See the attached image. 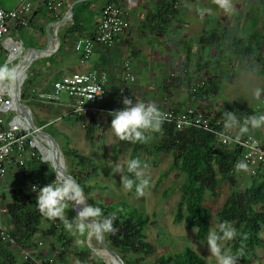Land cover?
Masks as SVG:
<instances>
[{"label":"trees","instance_id":"trees-1","mask_svg":"<svg viewBox=\"0 0 264 264\" xmlns=\"http://www.w3.org/2000/svg\"><path fill=\"white\" fill-rule=\"evenodd\" d=\"M76 1L78 0H72V3ZM116 2L117 0H107V3ZM93 3L94 1L82 2L76 5L73 22L65 29V37L72 38L83 33L85 23L82 13ZM65 43V40L62 41V46L58 52L62 50ZM233 48L234 45H229L225 47V50ZM242 50L244 51L243 56L251 57L249 47L244 46ZM260 73L264 75V71ZM221 80L222 78L211 79L205 85L196 88L193 93L190 91V79L186 80L184 83L188 88L190 106H193L194 102L192 101L194 98L215 96L220 90L219 82ZM28 83L33 84L31 81ZM22 98L24 100L25 92L22 93ZM225 112L230 111L221 113L224 119ZM232 113L236 115L238 120H242L250 115H258L260 110L244 108ZM75 118L85 125L86 139L91 144L95 143L97 132L100 129L99 117ZM50 135L54 137L53 134L50 133ZM150 135L152 136L151 140L145 143L133 144L129 158H139L141 150L156 157L161 154H168L173 157L172 168L178 169L183 178L175 223L186 224L189 229L195 232L197 241H203L208 227L211 226V211L206 205L208 195L218 198L222 182L231 183V192L227 196L226 202L221 206L217 214V220L218 222L228 221L236 228L237 236L228 242L227 248L233 253L242 248L244 250L243 255L238 259V262L246 264L262 242L264 170L256 177H251L250 185L241 190L236 182L238 170L234 166L243 159L242 149L232 144L220 145L215 133L198 128L178 131L173 125H162L160 132ZM120 142L124 143L125 141ZM64 155L71 164V171L69 167L68 173L76 179L88 203L100 207L104 215H115L113 226L116 231L114 234L104 235V242L118 253L125 264H144V258L154 256L157 253V248L150 243L146 235L149 216L127 203L90 197L91 191L99 187L97 183L88 182L91 175L98 171L94 161L80 155L72 148H69ZM14 175L20 176L25 185L36 183L40 187L47 185L50 178L55 177L53 168L37 157L28 161L27 165ZM5 194L2 195V202L6 209L3 222L6 233L15 240L18 247L31 250L34 252V256L39 257V255H47V251L45 252L39 247V240L44 241L57 237L59 244L65 241L66 236L63 233L58 234L56 232L57 227H62L61 221H57V226L53 224L49 228L44 227L46 218L36 210L35 193L25 187L10 185L9 193L6 192ZM64 246H66V243ZM54 247L52 244L48 253L54 254ZM75 255L81 262L87 261L85 260L87 257L94 259L88 253L76 252ZM21 258L18 248L4 241L0 236V264H34ZM57 258H59L58 254ZM151 264L211 263L194 249L186 247L179 253L163 254Z\"/></svg>","mask_w":264,"mask_h":264},{"label":"crops","instance_id":"crops-1","mask_svg":"<svg viewBox=\"0 0 264 264\" xmlns=\"http://www.w3.org/2000/svg\"><path fill=\"white\" fill-rule=\"evenodd\" d=\"M21 1L0 0V4L6 11H12ZM80 1V3L94 1L85 10L89 11L83 13L84 17L88 15V19L84 18L82 34L91 35L97 30L100 12L107 4V0ZM211 1L213 3V0ZM205 2L207 7L203 6ZM209 2L210 0H117L116 4L123 7L130 22L129 31L113 48L97 47L92 57L85 63H81L80 55L74 52L69 43L73 38L65 37V29L70 23L62 25L60 29L58 28L60 30L58 34L60 33L61 36V46L62 41L65 40L66 43L63 44L60 52L58 50V53L43 56L36 61L41 63V70L38 81L34 82L33 86L45 88L62 75L98 70L109 75L107 86L109 98L104 105L105 109L119 110L122 107V97H129L145 103H155L162 111H183L191 104L188 100V88L184 83L186 80L190 79L192 93L194 88L196 90L215 78H222L219 82L221 88L224 78H231L234 71H237L235 67L229 65L233 59L251 63L260 62L264 65V0H238L232 12L227 14L210 5ZM64 4L65 8L69 9L73 3L72 0H65ZM42 10H38L41 14H38L32 26L26 29L27 33L44 36L38 30L43 28L44 33L45 25L50 22L45 21ZM201 12L203 14H200ZM47 27L48 25L46 30ZM47 36V39L40 41L45 44L44 46L47 45L49 34ZM177 45H180V50L176 48ZM229 45H234L232 51L225 50ZM244 46L251 49V57L243 56ZM185 49H188V53L181 55ZM30 50L34 52L37 49ZM180 55L185 56L187 62L192 63L199 60L200 56L204 59L193 66L192 71L184 74L174 65L176 62H173L177 57H181ZM126 62L130 64L131 72L135 77L133 83L124 80L123 66ZM239 70L248 69L243 67ZM258 70L260 71L261 68ZM250 71L252 76H257L255 71ZM183 91L187 96L180 99L179 93L183 94ZM215 97L194 98L193 106L200 107L206 112H217L218 108L214 105ZM261 100L263 101L264 98ZM99 119L101 123L103 120H110L111 117L101 114ZM257 135L255 133L259 138ZM247 136L250 135L243 134L241 138ZM45 221L48 223L45 224L46 228L53 225L47 219ZM61 223L62 227H57L56 232L66 236L67 232L62 221ZM54 225L57 226V221H54ZM56 238H53L55 239L53 251L58 254V260L62 264H90L87 258L85 259L87 261L80 262L75 254L81 249L78 251L79 247L78 249L72 247V243L68 242L69 237H65V241L60 244Z\"/></svg>","mask_w":264,"mask_h":264},{"label":"rangeland","instance_id":"rangeland-1","mask_svg":"<svg viewBox=\"0 0 264 264\" xmlns=\"http://www.w3.org/2000/svg\"><path fill=\"white\" fill-rule=\"evenodd\" d=\"M237 2L238 0H231L233 7L235 4H237ZM209 4L216 6L211 0ZM206 5V2L203 3L204 7H207ZM84 12L86 11H83V13ZM85 17L88 19V15ZM85 17L83 15V18ZM49 24L45 25L44 33L42 32L43 28L38 30V32L44 35L42 37H40V35L37 33L30 34L25 32V34H23V39L26 44V51L30 49L38 50V48L43 49L45 47V44L40 43V41L47 39L48 34L46 26ZM59 29L58 32L60 31ZM184 32L185 31H182V33ZM179 33H181V30ZM176 48L180 50V45H177ZM187 50L188 49H185L181 55L184 53L187 54ZM6 57L7 55L4 54L0 58V62H5ZM177 59V61H173L176 62L174 65L179 69L180 72H184L185 74L188 71H192L193 66H196L200 60L204 59V57L200 56V59L193 61V63L187 62L185 56L177 57ZM229 65L231 67H235L237 71H234V74L231 78H224L225 80L222 87L220 88V91L215 95L216 97L214 99V105L218 108V111L216 110L217 112L215 113L222 116L221 113L224 111L234 112L244 108L257 109L259 106L263 107V101L261 99L264 98V93H262L264 87V75H262L260 72L264 71V65L260 62L251 63L248 61H240L235 59H233ZM241 66L248 70H239L240 68H243ZM259 68H261L260 71L258 70ZM39 70H41V63L35 62L29 72V77L32 83L38 81ZM250 70L255 71L257 76H252L250 74ZM257 89L260 90V94L258 96L254 95V92ZM185 95L186 93L183 91V94L179 93V98H184ZM62 99L66 101L68 96L63 94ZM29 107L32 111L34 124L37 127L44 125L42 127H45L44 131L54 135V139L58 143L63 153L67 152L69 148H72L80 155L86 156L94 161L98 171L97 173H93L91 175L90 179H88V182L92 184L97 183L99 187L91 191L89 194L90 197L95 199L106 198L120 203H127L138 210L145 212L149 216L146 235L148 236L150 243L156 246L157 253L154 256L144 258V264H151L163 254L179 253L186 247L194 249L204 259L209 261L211 264H215V260L209 255L206 246L202 245V241L199 242L196 240L195 232L189 229L184 223H175V216L177 214L178 204L181 196L180 187L183 182V178L181 177L180 171L178 169L172 168L174 159L171 155L161 154L156 157L155 155H148V153L144 150L140 151L139 158L142 164L147 165V168L144 169V173L150 179V186L145 190L143 196L137 197L134 192L126 191L122 188V186H120V176L118 174L111 173L110 167H112L113 162H120L123 164L127 159H129L130 152L133 149V143H122L114 138V136L108 130L110 120H103L101 123L99 122L100 129L96 135V142L91 144L86 139L85 125L81 122H78L76 118H64V109L55 107L48 109L45 106L38 105H29ZM261 114H264V110L260 111L258 115ZM255 133L256 135L258 134L257 136L259 138L255 136ZM245 134H249L252 137L254 135L255 138L264 141V128H250L249 132ZM232 135L235 139L237 137L241 138L243 136L239 134L238 130H233ZM38 146L42 155L39 152H36V157L39 158V160H41L43 163H46L52 167L53 161L47 150L39 143ZM63 164L66 165L67 172L69 167V170L71 171V164L68 160L63 162ZM54 180L55 177L50 178L48 184L52 183ZM251 181L252 178L247 171H237L236 182L241 190H244L246 187H248ZM6 182H8V184L2 195L6 192L9 193L10 185L14 187H28H26V185L22 182L20 176H15L12 172L10 173ZM38 186L40 185L38 184ZM231 186L232 185L229 182H222L219 188L220 196L218 198L208 195L206 205L211 211V226H214L218 223L217 214L221 206L226 202L227 196L231 192ZM262 212L264 213V206ZM66 213L68 214L69 219L75 215V211L71 209L70 204L66 207ZM47 221L49 222L50 220L47 219ZM45 224L48 225V223L44 221V227L46 228ZM66 237H69L68 242L72 243V247L77 249L79 247L78 251L81 249L83 253H88L94 257V259L87 257L88 261H90V264H106L102 256L96 252L102 248L94 237L90 238L85 245L80 246L75 245L74 238L68 233ZM261 240L262 242L260 247L256 249V252L251 256L246 264L264 263V225H262ZM228 242L229 241L225 242L223 245L224 249L226 250H228ZM21 259L23 260V258ZM108 264L110 263L108 262ZM237 264L240 263L237 261Z\"/></svg>","mask_w":264,"mask_h":264},{"label":"built area","instance_id":"built-area-1","mask_svg":"<svg viewBox=\"0 0 264 264\" xmlns=\"http://www.w3.org/2000/svg\"><path fill=\"white\" fill-rule=\"evenodd\" d=\"M64 3L65 0H22L18 7L12 11H6L0 4V58L6 54L5 62L15 68L19 62L30 58L35 51H26V44L22 38L26 29L32 26L39 16L38 14H41L40 11L43 7L45 21L50 22L47 30L52 34L54 27L51 24L70 15L71 7L66 9ZM38 10L40 11L38 12ZM129 29L130 22L123 7L116 3H107L100 12L96 32L91 35L82 34L72 37L73 39L69 43L74 52L80 55L81 63H85L92 57L97 47L113 48ZM37 60L23 66L20 65V97L22 103L28 108V117L33 123L29 105L47 108L63 107L64 118L99 117L101 114L108 115L109 112L116 111L104 107L109 98L107 90L109 75L106 72L94 70L88 73H68L60 76L45 88H36L33 86L34 83L30 85L28 82L31 81L30 69ZM123 77L125 82H135L128 62L123 66ZM15 85V81L10 84L0 82V236L4 241L18 248L22 258L26 261H31L34 264H62L55 252H53L54 254L48 253L50 246L55 243V239L39 240V247L45 252L47 251V255L37 257L34 256L33 251L18 247L15 240L6 233V227L3 224V215L6 209L2 202V193L9 182L6 180L11 172L16 174L27 165L28 161L35 158L36 152L41 154L37 145L38 138L28 119L22 116L21 110L15 102ZM23 92H25L24 100ZM63 94L68 96L66 101L62 99ZM262 106H264V100ZM257 109L261 110L262 107L259 106ZM163 112L166 114L163 125H173L178 131L198 128L215 133L220 145L232 144L242 149V160L247 163V172L251 177H256L264 170V141L252 136L233 138L232 132L228 133L223 129L224 118L219 114L206 112L202 108L194 106L179 112L173 110ZM40 128L45 129V127ZM225 135H230L232 139H224ZM31 185L33 184L26 185L30 191ZM35 185L38 184L35 183ZM51 223L54 224V221Z\"/></svg>","mask_w":264,"mask_h":264},{"label":"clouds","instance_id":"clouds-1","mask_svg":"<svg viewBox=\"0 0 264 264\" xmlns=\"http://www.w3.org/2000/svg\"><path fill=\"white\" fill-rule=\"evenodd\" d=\"M213 3L224 13H231L233 5L231 0H213ZM200 14H203L201 12ZM18 73L15 66H9L7 62H0V82L12 83L17 79ZM257 89L254 95L258 96ZM122 107L111 111L108 130L119 141L129 143H145L152 139L150 134L160 132L165 123L166 114L155 103H145L129 97H122ZM223 129L225 132L238 130L243 135L249 129L264 128V114L250 115L238 120L232 112L224 113ZM224 139H232L225 135ZM238 139V137L236 138ZM236 170L247 171L248 165L244 160L235 164ZM112 174L120 176V186L126 191H134L137 197L143 196L150 186V179L144 173L147 168L139 158H129L123 164L113 162ZM30 189L35 193V207L39 214L50 221H62L64 230L74 238L75 245H85L90 238L99 241L106 234H114L113 226L115 215H104L100 207L89 204L84 199V193L79 184L63 176L55 175V180L43 187L31 185ZM71 205L75 215L69 219L66 207ZM194 229V228H193ZM197 229V228H196ZM237 236L236 228L228 221L218 222L209 226L202 245L206 246L215 264H237L243 255V249H237L235 253L224 249L227 241Z\"/></svg>","mask_w":264,"mask_h":264},{"label":"water","instance_id":"water-1","mask_svg":"<svg viewBox=\"0 0 264 264\" xmlns=\"http://www.w3.org/2000/svg\"><path fill=\"white\" fill-rule=\"evenodd\" d=\"M80 2L81 1L78 0V1H76V2H74L72 4L71 9H70L69 17L64 18V19H62L60 21H57V22L51 24L54 27V29H53V33L52 34L48 33L49 34V39H48L47 45L43 49L36 50L35 53L30 58H26V59L22 60L21 62H19L16 65V68H15L17 73H18L17 79L15 80V84H16L15 85L16 86L15 87V102H16L17 106L19 107V109L21 110L22 116L28 119L29 124H30L33 132L35 133V135L38 138V141L40 142L42 137H45V139H47L48 142L51 143V148L55 152L56 164H57V167H58V168H56L54 165H52V168H53V171H54L55 175H57V173H56L57 169H60L62 167V162L67 161V159H66L64 153L62 152V150L60 149L58 143L54 139V137L52 135H50L49 133L45 132L44 130H42L40 127H37L32 122L30 117H28V108L22 103L21 97H20V93H21V90H20L21 67H20V65L23 66V65H26L27 63H32L36 59H39V58H41L43 56H46V55H52L53 53L57 52L60 49L61 40H60V37H59V34H58V28L60 26H62V25H65L67 23L73 22L76 5L78 3H80ZM68 179H71L72 181L77 183L76 179L73 176H71V175H69ZM84 199L86 200L85 197H84ZM97 242L100 245V247L108 255H110L114 259L115 263H117V264H125L124 261L122 260V258L118 255V253H116L111 247L106 245L104 243V241L102 242V240H99Z\"/></svg>","mask_w":264,"mask_h":264},{"label":"bare ground","instance_id":"bare-ground-1","mask_svg":"<svg viewBox=\"0 0 264 264\" xmlns=\"http://www.w3.org/2000/svg\"><path fill=\"white\" fill-rule=\"evenodd\" d=\"M38 143H39L42 147H44V148L47 150L48 154H49L50 157L52 158L53 165H54L56 168H58V167H57V164H56L55 152H54V150L51 148V143H49L48 140L45 139V137H42V139L40 140V142L38 141ZM38 143H37V145H38ZM39 149H40V148H39ZM41 155H42V154H41ZM56 173H57V176L60 175V176L66 177V178H68L69 175H70V174L67 172V170H66V165L63 164V162H62V167H61L60 169H57ZM100 240H102V242H103V241H104V237H102ZM96 252H97V254H99V255L102 256V258L105 260L106 264H108V262H109L110 264H117V263L114 262V259H113L110 255H108L103 249H101V250H97Z\"/></svg>","mask_w":264,"mask_h":264}]
</instances>
